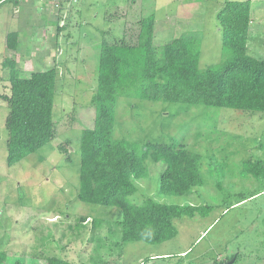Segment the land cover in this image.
Masks as SVG:
<instances>
[{
    "label": "rangeland",
    "instance_id": "1",
    "mask_svg": "<svg viewBox=\"0 0 264 264\" xmlns=\"http://www.w3.org/2000/svg\"><path fill=\"white\" fill-rule=\"evenodd\" d=\"M225 1L58 0V7L49 3L55 8L51 11L41 9L38 0L33 4L39 9L21 8L16 0L0 5V251L7 253L8 264H47L50 256L73 264H264V177L245 169L246 162L264 165V111L118 98L116 138L141 145L166 142L201 155L204 183L186 195L159 191L164 161L149 158L148 176L136 180L132 197L138 203L150 197L212 206L206 215L175 218L178 233L169 240L123 243L122 209L78 198L81 134L94 126L92 98L104 34L128 32L135 42L137 21L153 13L158 55L173 38L197 36L202 40L200 67L206 68L223 60L217 12ZM122 9L126 18L106 19ZM251 16L249 54L262 59L264 0H251ZM11 32L19 34L16 49L7 45ZM6 58L19 63L22 77L58 70L55 136L12 165L7 163L5 125L9 106L1 97L10 92Z\"/></svg>",
    "mask_w": 264,
    "mask_h": 264
},
{
    "label": "trees",
    "instance_id": "2",
    "mask_svg": "<svg viewBox=\"0 0 264 264\" xmlns=\"http://www.w3.org/2000/svg\"><path fill=\"white\" fill-rule=\"evenodd\" d=\"M9 0H0V5ZM19 0H16V2ZM125 9L106 19L126 18ZM222 28L223 60L200 67L201 38L193 35L173 38L163 45L161 56L154 45L156 18L152 13L137 21L136 41L128 32L122 37L104 34L100 44L97 88L93 95L94 126L84 128L80 144L79 200L122 209L123 243L142 240L161 243L178 233L174 219L197 212L206 215L212 206L170 204L147 197L134 201L136 180L148 176L149 158L164 161L159 191L186 195L204 183L200 153L174 144L119 139L114 135L115 110L119 97L183 103L189 106L229 107L264 111V58L249 54L251 0H227L217 12ZM131 29V28H130ZM133 29L130 30V34ZM18 33L7 35L11 49L19 46ZM10 92L1 94L8 102L5 125L8 130L7 163L19 162L50 142L56 133L54 98L58 70H36L20 75L16 60L6 58ZM1 79V78H0ZM245 169L264 177V165L246 162ZM0 251V264H8ZM13 264H23L18 260ZM47 264H73L58 256Z\"/></svg>",
    "mask_w": 264,
    "mask_h": 264
},
{
    "label": "crops",
    "instance_id": "3",
    "mask_svg": "<svg viewBox=\"0 0 264 264\" xmlns=\"http://www.w3.org/2000/svg\"><path fill=\"white\" fill-rule=\"evenodd\" d=\"M32 1V2H31ZM55 0H48L47 2H41V1H39L38 0V2L39 3H41V5H40V8L41 9H45L46 11L48 10V11H51V10H54L55 8H53L52 6H50V4L49 3H52V4H54L53 2H54ZM58 1V0H57ZM61 0H59V2H60ZM19 2V4H20V7L22 8V6L24 7V8H26V7H28V5L30 6V5H32V6H35L34 4H33V2L34 3H36L35 2V0H19L18 1ZM37 6V5H36ZM34 7L35 9H39V7L37 6V7ZM19 34H20V38L23 36L22 34H24V33H22L21 31H19ZM17 65H18V67H19V69L21 70V68H20V66H19V63L17 62Z\"/></svg>",
    "mask_w": 264,
    "mask_h": 264
},
{
    "label": "built area",
    "instance_id": "4",
    "mask_svg": "<svg viewBox=\"0 0 264 264\" xmlns=\"http://www.w3.org/2000/svg\"><path fill=\"white\" fill-rule=\"evenodd\" d=\"M39 1H41V2H47L48 0H39ZM54 4L58 7L60 3L56 1V2H54Z\"/></svg>",
    "mask_w": 264,
    "mask_h": 264
},
{
    "label": "flooded vegetation",
    "instance_id": "5",
    "mask_svg": "<svg viewBox=\"0 0 264 264\" xmlns=\"http://www.w3.org/2000/svg\"><path fill=\"white\" fill-rule=\"evenodd\" d=\"M225 262H228V260L227 261H225ZM230 262V261H229ZM222 263H224V262H222ZM222 263H218V264H222ZM231 264H233V263H231Z\"/></svg>",
    "mask_w": 264,
    "mask_h": 264
},
{
    "label": "water",
    "instance_id": "6",
    "mask_svg": "<svg viewBox=\"0 0 264 264\" xmlns=\"http://www.w3.org/2000/svg\"><path fill=\"white\" fill-rule=\"evenodd\" d=\"M232 263V261L231 262H227L226 264H231Z\"/></svg>",
    "mask_w": 264,
    "mask_h": 264
}]
</instances>
